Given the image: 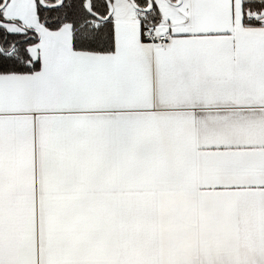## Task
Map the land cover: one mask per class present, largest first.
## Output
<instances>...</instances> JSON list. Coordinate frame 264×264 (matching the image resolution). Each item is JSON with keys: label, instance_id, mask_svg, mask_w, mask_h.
Listing matches in <instances>:
<instances>
[{"label": "snow or ice", "instance_id": "1", "mask_svg": "<svg viewBox=\"0 0 264 264\" xmlns=\"http://www.w3.org/2000/svg\"><path fill=\"white\" fill-rule=\"evenodd\" d=\"M0 264H264V0H0Z\"/></svg>", "mask_w": 264, "mask_h": 264}]
</instances>
